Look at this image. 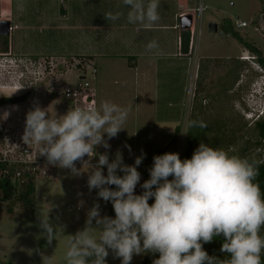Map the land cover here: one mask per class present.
<instances>
[{"label":"clouds","instance_id":"9594fccd","mask_svg":"<svg viewBox=\"0 0 264 264\" xmlns=\"http://www.w3.org/2000/svg\"><path fill=\"white\" fill-rule=\"evenodd\" d=\"M122 2L130 24L151 29L160 19L159 0ZM121 15L108 12L104 19L116 21ZM146 49L158 50V42L150 41ZM255 64L259 69L257 88L262 91L255 95L261 102L241 111L251 124L264 114V72ZM127 119L128 110L110 101L74 107L59 118H50L48 111L38 106L26 114L23 142L37 146V154L49 165L76 175L81 172L76 162L86 164L89 191L98 190V198L110 202L115 214L114 218L101 216L100 205H93L84 228L64 236L66 264H106L110 251L121 264H131L134 255L144 253L158 254L152 264H264V192L257 182L264 160L200 143L190 159L182 160L178 153L154 156L150 178L140 184L137 168L143 152L129 166L119 152L110 162L107 152L95 151L98 146L109 149L107 139L124 130ZM206 127L197 120L186 124L188 130ZM86 156L97 157V163L88 164ZM138 184L142 189L139 195L135 194ZM39 227L51 244L57 230L47 215L40 217ZM220 236V251L226 254L222 260L203 249ZM51 260L41 254L42 264H51Z\"/></svg>","mask_w":264,"mask_h":264},{"label":"rangeland","instance_id":"374dc122","mask_svg":"<svg viewBox=\"0 0 264 264\" xmlns=\"http://www.w3.org/2000/svg\"><path fill=\"white\" fill-rule=\"evenodd\" d=\"M191 1V11L196 15V22L192 30H183L188 34L191 31L193 37L190 48L189 41L187 43L190 54L185 59L184 76L180 70L176 74L173 70H167L163 75H158L155 82L157 86L149 96L147 89H152L153 86V81H149V78L144 80V85L140 88L137 87L138 78L134 79L132 74H121L119 65L109 69L103 66L104 62L95 63L96 74L91 79L96 106L103 101H110L128 110L124 130L115 138L105 137L110 148L98 146L96 152H107L110 162L119 152L123 163L129 166L134 165L135 158L143 152L144 159L137 168L142 176V184L150 178L149 169L154 153L168 144L175 129L177 135L174 153H178L183 159L186 124L194 117L205 123L215 120L233 122L241 139L230 148L231 154L264 160V142L257 149L254 147L252 124L245 120L241 112L246 109L245 106L254 107L256 102H261L255 95V91L262 93L257 88L259 69L255 64L256 55L247 51L228 31L221 30V27L227 29L230 26L241 40L259 50L261 57H264V0ZM199 5L202 7L200 14L195 11ZM235 20L246 21L248 26L236 29L233 25ZM242 57L248 60H242ZM38 61L40 68L34 77L36 79L38 76L42 80L40 86L28 91L27 100L22 105L9 109L0 108V121L3 117L6 118L7 127H11L16 133L24 131V126L17 118L25 120L26 114L37 106L47 110L50 118H59L69 110L65 103L68 101L61 92L64 86L72 84L79 67L74 66L75 63L71 60L59 70L56 67L48 69L49 59ZM81 67L85 68V74L90 78L89 64ZM227 68L230 74L226 73ZM172 72L173 76L170 74ZM3 75L0 76V97L22 91L17 88L14 80L3 79ZM138 90L143 92V96ZM151 97L154 98L153 101L150 100ZM160 112L168 114V120L173 124L156 126L155 121L163 118L159 117ZM206 142L207 140L204 144L207 145ZM244 143H248V149L241 152ZM75 166L81 170L79 175L53 166L48 169V177L39 174L33 176L29 182L34 189L30 195V210L23 208L14 196L7 201H0V264H42L41 254L51 257V264H66L64 236L75 234L84 228L87 213L94 204L100 205L101 216L114 218L111 203L98 198V190L89 191L87 180L90 169L87 166ZM102 172L106 175L107 169L103 168ZM118 175L122 173L118 172ZM109 187L114 189L115 186ZM17 191L22 193L25 187L18 186ZM152 202L150 200L149 204ZM46 215L57 230L51 244L47 243L43 230L39 227L40 217ZM140 258L141 255H134L131 264H139ZM106 264H121V261L114 258L110 251Z\"/></svg>","mask_w":264,"mask_h":264},{"label":"crops","instance_id":"0c3cea01","mask_svg":"<svg viewBox=\"0 0 264 264\" xmlns=\"http://www.w3.org/2000/svg\"><path fill=\"white\" fill-rule=\"evenodd\" d=\"M159 3V21L145 29L127 22L128 9L122 0H0V22L9 24L5 52L32 60L49 59L57 70L71 60L78 67L89 64L95 68L98 61L109 69L119 65L121 74L138 78L137 87L141 88L146 78L153 81L152 89H147L151 95L158 75L167 70L175 74L180 70L183 75L185 59L190 54L189 50L182 53L179 49L183 32L179 14L191 13L193 1ZM108 12L122 15L116 21L105 20ZM153 40L159 49L148 51L146 45ZM0 47L4 48L1 39ZM170 74L173 76L174 72ZM138 92L143 96V92ZM158 115L163 118H155L156 126L173 124L168 114Z\"/></svg>","mask_w":264,"mask_h":264},{"label":"built area","instance_id":"2783aa9c","mask_svg":"<svg viewBox=\"0 0 264 264\" xmlns=\"http://www.w3.org/2000/svg\"><path fill=\"white\" fill-rule=\"evenodd\" d=\"M202 7L199 5L195 11L200 14ZM185 16L190 17V26L187 30L194 27L196 15L191 13L179 14V19ZM233 25L236 29H241L248 26V23L243 20H235ZM192 32L188 34L189 48L192 42ZM243 58V57H242ZM76 66V65H75ZM40 63L38 60H32L28 57L13 56L9 52H0V76L3 74V79L8 78L15 81L17 88L24 92L34 83L35 75L39 72ZM47 68L54 69L55 66L49 60ZM44 69V65L43 68ZM85 68L79 67L78 73L74 81L69 86H64L61 95L68 101L65 102L69 109L74 107H93L96 106L95 89L92 85V76L94 78L95 68L90 69V78L85 74ZM55 94V93H53ZM17 105H5L3 108L9 109ZM1 108V107H0ZM8 116H10L8 114ZM6 118L0 121V165H3L4 171L0 175H5L8 169L12 170V181L18 186H23L30 182V179L39 174L42 177H48V173L52 165H49L46 159L37 154V146L33 144H25L22 140L23 132L16 133L11 127H7ZM18 122L25 128V120L17 118ZM96 151V149H95ZM97 153V152H96ZM97 157H84V161L90 165L97 163ZM75 165L87 166L83 162H76ZM7 170V171H6ZM142 184V176L140 179ZM140 184L135 189V194L139 195L142 192Z\"/></svg>","mask_w":264,"mask_h":264},{"label":"trees","instance_id":"16d2710c","mask_svg":"<svg viewBox=\"0 0 264 264\" xmlns=\"http://www.w3.org/2000/svg\"><path fill=\"white\" fill-rule=\"evenodd\" d=\"M221 30L229 34L249 52L256 55L257 65L264 72V57H261L259 50L248 44L247 42L240 39L236 32L232 31L231 27L228 26L221 27ZM3 47H5V38H1ZM187 43H188V33L182 32L180 36V51L182 53L187 52ZM238 64V62H236ZM234 69V68H233ZM232 69V70H233ZM226 73H229V68H227ZM230 74V73H229ZM236 79V78H235ZM233 82V80H232ZM28 92L19 95V96H1L0 97V107L10 104H22L26 99ZM191 120L199 119L197 117L192 118ZM205 123V122H204ZM206 128H193L191 130H186L185 135V148L183 153V159H190L193 151L199 146L200 143H204L207 140V145L213 148H223L230 149L238 140L241 139V136L238 135L239 130L237 131L234 128L233 122L228 120H215L211 123H206ZM252 131L254 134V147L259 148L260 144L264 142V114L261 119L252 123ZM177 129L174 130L173 136L168 144L159 151H156L154 154L162 155L164 153H174V145L176 142ZM248 149V143H244V147L241 152H245ZM182 159V160H183ZM250 159V158H249ZM4 171L3 165H0V173ZM7 171V170H6ZM257 182L260 184L261 191L264 192V164L260 166V175L257 177ZM25 191L19 193L17 191L18 185L12 181V170L8 169L5 175H0V201H7L11 197H16L23 208L30 210L32 207V202L30 200V195L34 191L31 183L23 185ZM262 235H264V230H262ZM223 243V237H215L211 243L203 245V249L207 252L209 256H215L218 259H225L226 254L221 253L220 248ZM158 258V254L144 253L141 254L139 264H152L154 259ZM264 260V256H262Z\"/></svg>","mask_w":264,"mask_h":264},{"label":"water","instance_id":"95a60500","mask_svg":"<svg viewBox=\"0 0 264 264\" xmlns=\"http://www.w3.org/2000/svg\"><path fill=\"white\" fill-rule=\"evenodd\" d=\"M179 28L182 30H185L186 28H188L190 26V17L189 16H185L183 18L179 19ZM8 27L9 24L5 21H1L0 22V39L1 38H5L8 34ZM5 47L2 48L0 47V52H5Z\"/></svg>","mask_w":264,"mask_h":264},{"label":"flooded vegetation","instance_id":"af4514ba","mask_svg":"<svg viewBox=\"0 0 264 264\" xmlns=\"http://www.w3.org/2000/svg\"><path fill=\"white\" fill-rule=\"evenodd\" d=\"M41 82H42V80L39 79L38 76H37V78L35 79L34 83L31 85V87H29L28 90H26V91H24V92H19V93H17V94L9 95V96L11 97V96H19V95H22V94H24V93L30 91L31 88L35 89V87L40 86ZM9 96H7V97H9ZM22 104H23V103H22ZM22 104H10V105H22Z\"/></svg>","mask_w":264,"mask_h":264},{"label":"bare ground","instance_id":"6f19581e","mask_svg":"<svg viewBox=\"0 0 264 264\" xmlns=\"http://www.w3.org/2000/svg\"><path fill=\"white\" fill-rule=\"evenodd\" d=\"M16 87H13V89H15Z\"/></svg>","mask_w":264,"mask_h":264}]
</instances>
